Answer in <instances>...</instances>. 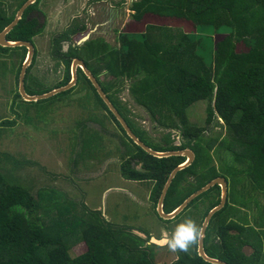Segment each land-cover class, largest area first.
Wrapping results in <instances>:
<instances>
[{
  "label": "trees",
  "instance_id": "16d2710c",
  "mask_svg": "<svg viewBox=\"0 0 264 264\" xmlns=\"http://www.w3.org/2000/svg\"><path fill=\"white\" fill-rule=\"evenodd\" d=\"M4 1L0 0V33L28 0H17L14 10ZM39 3L27 8L7 35L8 41L34 44L35 38L44 34L45 28L38 20L29 19ZM131 10L134 16L129 27L134 30L120 36L119 46L101 38L76 45L75 39L88 31V25L79 20L54 37L51 57L64 63V80L46 90L38 84L37 89L33 88L31 83L37 81L29 67L26 92L41 95L67 86L73 60H82L135 134L149 147L157 152L190 149L195 154L194 162L174 178L164 212L172 213L208 183L224 178L229 186L227 202L207 228L206 254L227 264H262L260 234L264 232L248 225L249 217L242 209L256 208L259 220L264 221V203L259 201L264 198V0H137ZM63 41L69 44L67 50L63 49ZM0 50L17 52L21 57L18 81L26 48ZM103 73L115 80L101 81ZM135 74L139 77L130 87L133 101L149 113L155 124L178 130L180 145L174 144L170 134L164 135L162 143H148L125 108L117 104L116 98L127 86L124 79ZM80 78L72 89L28 104L70 98L80 89H89L94 104L108 113L121 132L120 143L126 148L121 176L128 181L154 183L150 202L158 216L156 206L163 188L186 157L158 158L138 146L85 74ZM16 99H22L19 92ZM200 102L207 104L206 127L192 124L188 118L190 108ZM215 122L225 128L226 135L206 140L207 127ZM4 125L0 123V127ZM84 133L86 149H94L97 145L92 142L103 138L86 127ZM211 142L219 147L213 148ZM219 150L225 155L218 154ZM217 161L221 163L219 167ZM220 200L221 189L215 186L175 219H158L170 223L189 209L206 205L203 221ZM76 208L77 204L60 190L42 187L34 196L25 187L10 182L0 169V264H157L150 248L153 246H146L134 229L107 221L101 211L83 206L85 212L80 215ZM81 243L86 245V252L73 256V248ZM252 244L255 251L249 256L243 249ZM170 264L211 263L200 257L195 247L187 254L176 253Z\"/></svg>",
  "mask_w": 264,
  "mask_h": 264
},
{
  "label": "rangeland",
  "instance_id": "374dc122",
  "mask_svg": "<svg viewBox=\"0 0 264 264\" xmlns=\"http://www.w3.org/2000/svg\"><path fill=\"white\" fill-rule=\"evenodd\" d=\"M7 1L12 3L10 6L14 10L18 1ZM90 1L93 0L40 1L39 8L48 19L44 34L37 41L39 56L29 66L32 67L33 79L37 81L36 84L31 83L33 88L42 86L41 90H46L55 87L62 79L64 69L59 61L52 59L48 44L51 35L61 34L65 26H70L78 19H86L89 13L86 19L92 34L89 40L101 38L113 46H119L118 40L122 34L134 30L129 25H132L134 16L132 5L137 0H95L94 3L98 4L89 3ZM82 37L83 35L75 41ZM68 48L69 44L65 45L64 50ZM9 53L13 58H8L0 51V123H5L0 127L2 173L10 182L25 187L34 196L42 187L60 190L67 199L77 204L76 213L79 212L80 215L85 212L83 206L88 210L102 211L107 221L145 235L142 238L146 241V246H153L150 248L156 255L155 263L173 262L176 253L170 252L166 246L151 243V240H159L163 231L171 234L185 217H191L202 228L205 220L202 221V215L206 205H200L198 209L193 207L170 223L159 221L154 212V204L147 202L150 198L144 199L147 204L136 205L131 195H143L142 190H152L154 183H133L121 176L120 166L124 160L122 156L126 154V148L120 143L121 132L108 113L94 104L90 90L80 89L70 95V98L59 97L35 105L28 104L33 102H26L23 98L16 99L19 92L16 73L20 65L17 62L19 55L17 52ZM138 77L139 74H135L124 79L127 86L116 98L117 104L125 108L123 110L126 115L140 128L148 143L159 144L164 135L170 134L174 144L180 145L182 140L178 130L155 124L149 113L133 101L130 87ZM100 79L105 83L115 80L108 73H103ZM206 109L205 102L190 108V123L206 127ZM84 127L92 134L95 131L103 137L100 141L92 142L91 145H97L94 149H86ZM225 135V128L216 122L208 126L205 132L206 140L211 141ZM210 146L219 147L214 142ZM218 154L225 155V152L219 150ZM220 165L217 161V166ZM243 214L248 215L250 221L256 217L255 209H244ZM86 250V245L81 243L73 248L72 253L77 257Z\"/></svg>",
  "mask_w": 264,
  "mask_h": 264
},
{
  "label": "water",
  "instance_id": "95a60500",
  "mask_svg": "<svg viewBox=\"0 0 264 264\" xmlns=\"http://www.w3.org/2000/svg\"><path fill=\"white\" fill-rule=\"evenodd\" d=\"M37 0H29L27 3H25L23 5V7L18 11L14 21L7 26L3 32L0 33V46L4 47V48H18V47H24L27 48L28 50V55L26 57V60L22 66L21 72H20V76H19V93L21 95V97L23 98L24 101L26 102H38V101H42V100H47L50 99L60 93L66 92L70 89H72L76 83H77V69L78 67H80L84 73L86 74V76L89 78V80L92 82L93 86L95 87V89L97 90L98 94L100 95V97L102 98V100L105 102V104L108 106L109 110L112 112V114L116 117L117 120L120 121L121 125L123 126V128L126 130V132L128 133L129 137L141 148H143L145 151H147L148 153L152 154L155 157L158 158H165V157H171V156H184L186 157V161L185 163H183L182 165L178 166L176 169L173 170V172L171 173L168 181L165 184V187L163 188L162 194L160 196V202H159V206H157V212L158 215L160 216L161 219L163 220H173L175 219L179 214H181L187 207L188 205L194 201L197 197H199L200 195L204 194L205 192L209 191L211 188L215 187V186H219L221 188V202L220 204L213 208L208 215L206 216L203 225H202V238L199 242L198 245V254L200 257H202L206 262H209L211 264H227L224 261L218 260V259H214L209 257L206 254L205 251V247H204V239L206 236V231L207 228L210 224V221L212 219V217L219 211H221L227 202V196H228V183L224 178H217L213 181H211L210 183H208L206 186H204L203 188H201L200 190H198L197 192H195L194 194H192L190 197H188L175 211H173L170 214H167L164 212V201L166 198V195L168 193V190L174 180V178L176 177V175L183 169L189 167L195 160V154L193 153V151H191L190 149L184 150V151H177V152H157L154 149H152L151 147H149L144 141H142L136 134L135 132L132 130V128L130 127V125L128 124V122L125 120V118L122 116V114L118 111V109L115 107V105L112 103V101L109 99L108 95L105 94L103 92V90L101 89L99 83L97 82L96 78L93 76V74L87 69L85 63L80 60V59H75L73 61V65H72V80L70 81V83L67 86L58 88V89H53L47 93L41 94V95H29L26 92L25 89V78H26V73L27 70L32 62L33 56H34V46L29 43V42H25V41H8L7 40V35L15 28V26L19 23V21L21 20L25 10L27 8H29L32 4L36 3ZM91 35L86 36L85 38H83L82 40L78 41L77 45H81L85 42H87L90 39ZM139 234L141 237H145V235H143L142 233H137ZM153 239L151 240V243L153 244H158L156 242H152Z\"/></svg>",
  "mask_w": 264,
  "mask_h": 264
},
{
  "label": "clouds",
  "instance_id": "9594fccd",
  "mask_svg": "<svg viewBox=\"0 0 264 264\" xmlns=\"http://www.w3.org/2000/svg\"><path fill=\"white\" fill-rule=\"evenodd\" d=\"M202 229L191 217H185L172 230L171 234L163 231L159 240L153 238L152 242H156L162 246H166L172 253H189L194 247H198L202 238Z\"/></svg>",
  "mask_w": 264,
  "mask_h": 264
},
{
  "label": "flooded vegetation",
  "instance_id": "af4514ba",
  "mask_svg": "<svg viewBox=\"0 0 264 264\" xmlns=\"http://www.w3.org/2000/svg\"><path fill=\"white\" fill-rule=\"evenodd\" d=\"M29 1V0H28ZM27 1V2H28ZM41 1V0H40ZM64 1H66L67 2V0H63V2ZM94 2H96L95 0H93V1H90L89 3H94ZM4 3L5 4H8L9 5V7H10V5L12 4V3H10V2H8L7 0H5L4 1ZM37 3H39V0H37V2L36 3H34V4H32V5H35V4H37ZM103 3H105V1L103 2ZM40 4V3H39ZM39 4L37 5V8L34 10V11H32L31 12V14L29 15V19H37L38 20V24L40 25V27H43V28H46L47 27V19H48V17H47V15H45V13L43 12V10L42 9H40L39 8ZM94 4H98V3H94ZM23 7V6H22ZM21 7V8H22ZM12 8V7H11ZM20 8V9H21ZM19 9V10H20ZM66 9H68V7H66ZM18 10V11H19ZM27 10V9H26ZM25 10V11H26ZM18 11H17V13H18ZM84 11L85 12H87V10L86 9H84ZM17 13H16V15H17ZM88 13V12H87ZM94 13H97L98 15H99V13L98 12H94ZM24 14H25V12H24ZM23 14V15H24ZM88 16H89V13H88ZM88 16H87V18L86 19H88ZM16 17V16H15ZM23 17V16H22ZM86 19H78L81 23H85V24H89L88 22H87V20ZM69 27V26H68ZM68 27H66L65 26V28H64V30H66ZM89 25H88V31L86 32V33H84L83 34V37H82V39L83 38H85L86 36H88V35H92V34H90V32H89ZM58 35H60V34H52L51 35V37H50V40H49V44H48V47L49 48H51V44H52V40H53V38L54 37H56V36H58ZM85 35V36H84ZM42 37V36H41ZM40 38V37H39ZM81 39V40H82ZM76 40V39H75ZM37 41H38V39H36L35 38V43L34 44H32L33 46H34V56H33V59H32V62H36V60H37V58H38V56H39V45H37ZM76 42V41H75ZM62 45H63V49H64V47H65V45H67L68 43H66V42H62L61 43ZM78 44V41L76 42V45ZM1 47V46H0ZM2 48H4V47H2ZM18 48H20V47H18ZM22 48V47H21ZM6 49V48H5ZM10 49H12V48H10ZM26 50H27V48H26ZM1 52H3V54H5L6 56H8V58H13V56L9 53V52H6V51H3V50H0ZM12 52V51H11ZM27 55H28V50H27V54H26V57H27ZM16 57V56H15ZM18 58V60H17V62L19 61V62H21V57L20 56H18L17 57ZM25 60H26V58H25ZM25 60L23 61V63L25 62ZM74 61V60H73ZM23 63H22V65H23ZM60 65L63 67V69H64V74H63V77H62V79L60 80V82L62 81V80H64V78H65V70H66V67H65V65H64V63L63 62H60ZM72 65H73V62H72V64H71V67H70V73H71V80H72ZM87 67V66H86ZM21 69H22V67H21ZM88 69V68H87ZM89 70V69H88ZM90 71V70H89ZM91 72V71H90ZM85 74L84 73V71L80 68V67H78V69H77V82L78 81H80L81 80V78H80V75L81 74ZM20 76V75H19ZM85 76H86V74H85ZM87 77V76H86ZM100 78H101V76H100ZM87 79L89 80V78L87 77ZM97 80V79H96ZM90 81V80H89ZM102 81V80H101ZM18 82H19V80H18ZM91 82V81H90ZM98 82V81H97ZM92 83V82H91ZM99 83V82H98ZM77 84V83H76ZM93 85V84H92ZM110 99V98H109ZM132 182H135V181H132ZM221 189V188H220ZM228 191H229V186H228ZM228 197V196H227ZM160 202V201H159ZM220 202H221V200H220ZM157 206H159V203L157 204ZM157 206H156V208H157ZM156 212H157V209H156ZM157 214H158V212H157ZM256 212H255V216H256ZM159 216V215H158ZM160 217V216H159ZM206 218V217H205ZM161 219V218H160ZM163 220V219H162ZM248 225H250L251 224V221L249 220L248 221Z\"/></svg>",
  "mask_w": 264,
  "mask_h": 264
},
{
  "label": "crops",
  "instance_id": "0c3cea01",
  "mask_svg": "<svg viewBox=\"0 0 264 264\" xmlns=\"http://www.w3.org/2000/svg\"><path fill=\"white\" fill-rule=\"evenodd\" d=\"M132 182V181H131ZM133 183H136V182H133ZM138 183V182H137ZM140 188V187H139ZM144 191V192H143ZM151 191L152 190H149L146 192L145 188L144 190H142L143 192V195H134L132 194L131 196L134 198L133 202L136 203V205L140 206L142 204H147V202L150 203V201H147L146 203L144 202V199L147 198L149 200L150 196H151ZM146 192V193H145ZM259 201H261V203L263 204L264 203V199H259ZM148 208H150V205H148ZM255 209V212L257 213L256 214V217H254L252 220H251V224L250 226L254 228V230L256 231H262L264 232V226H262L260 228V225L261 224H264V221L262 220H259V213L257 211L256 208ZM244 209H242V212H243ZM100 211V210H98ZM152 211V210H151ZM102 212V211H101ZM249 217V216H248ZM250 220V219H249ZM162 230V229H161ZM161 232V231H160ZM139 235V234H138ZM140 236V235H139ZM260 240H261V243H262V252H263V255H264V233L260 234ZM259 245V243H256ZM244 252L247 254V255H251L252 253H254V248H253V244L252 245H247L244 247ZM264 259V258H263Z\"/></svg>",
  "mask_w": 264,
  "mask_h": 264
}]
</instances>
